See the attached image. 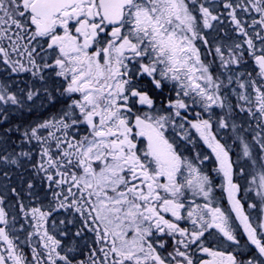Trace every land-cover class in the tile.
Listing matches in <instances>:
<instances>
[{
	"label": "snow or ice",
	"instance_id": "obj_1",
	"mask_svg": "<svg viewBox=\"0 0 264 264\" xmlns=\"http://www.w3.org/2000/svg\"><path fill=\"white\" fill-rule=\"evenodd\" d=\"M0 264H264V0H0Z\"/></svg>",
	"mask_w": 264,
	"mask_h": 264
}]
</instances>
